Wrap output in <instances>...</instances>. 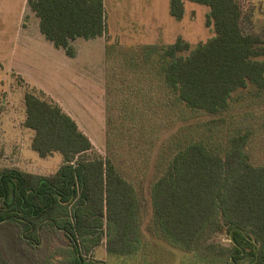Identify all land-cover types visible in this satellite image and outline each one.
Instances as JSON below:
<instances>
[{
	"label": "trees",
	"instance_id": "obj_1",
	"mask_svg": "<svg viewBox=\"0 0 264 264\" xmlns=\"http://www.w3.org/2000/svg\"><path fill=\"white\" fill-rule=\"evenodd\" d=\"M190 1L209 6L214 37L187 56L178 54L189 49L182 38L167 46L129 49L135 60L146 59L144 71L156 77L164 95L159 108L151 106L150 92L142 97L143 106L136 110L140 122L135 141L145 136L158 139L157 124L166 119V124L182 122L187 110L222 112L230 106L233 93L250 84L264 90V37L243 33V17L250 13L242 0ZM27 3L39 19L40 32L69 56L75 55L72 40L95 38L107 30L104 0ZM169 11L180 19L184 0H170ZM23 98V126L33 131L30 147L41 157L59 152L62 163L49 174L0 168V222L16 224L21 239L32 246L41 243L43 228L62 235L65 245L57 247L58 255L52 254L48 262L108 264L86 256L106 235L107 252L122 255V261L160 264L159 256H151L155 251L140 236L139 202L129 172L151 167L152 235L158 250L164 247L160 240L182 251L185 256L174 264L191 256L206 264H242L245 260L264 264V163L252 162L245 149L249 131L240 133L232 127L234 133L220 146L203 137L182 138L176 130L151 158L133 140L122 144L121 138L130 137L132 129H114L107 115L110 154L124 146L143 155H133L125 166L119 163L120 167L112 155L94 149L89 136L57 102L34 90H26ZM217 231L226 234V251H217L209 243L197 255L194 244ZM59 255L61 259L54 262L52 258ZM147 256L152 259L144 261ZM0 264H13L1 246Z\"/></svg>",
	"mask_w": 264,
	"mask_h": 264
},
{
	"label": "rangeland",
	"instance_id": "obj_2",
	"mask_svg": "<svg viewBox=\"0 0 264 264\" xmlns=\"http://www.w3.org/2000/svg\"><path fill=\"white\" fill-rule=\"evenodd\" d=\"M169 2L104 0L105 34L89 39L75 38L72 40L75 55L69 56L40 32L39 19L27 0H0V168L16 167L32 173L49 174L62 163L59 152L41 157L30 147L32 132L23 126V96L26 90H34L41 97L57 102L89 136L94 149L104 156L112 155L118 166L119 163L122 166L128 164L126 161L134 158L133 155H143H135L124 146L122 151L116 148L110 154L106 146L107 115V122H111L114 129H132L130 137L121 138L122 144L133 140L136 148L142 149V153L151 158L162 141L176 130L182 138L203 137L221 146L234 133L230 129L235 127L240 133L249 131L245 149L252 162L263 164L264 90L251 84L234 92L230 106L222 112L187 110L182 122L166 124V119L157 124L158 139L145 136L143 140L135 141L140 122L136 110L143 106L142 97H147L150 92L154 101L151 106L159 108V101L161 103L164 95L156 77L144 71L146 59L135 60L134 55H129L132 53L129 49L141 45L167 46L182 38L189 43V49L178 54L187 56L192 49L215 36L208 5L184 0V14L177 19L170 14ZM242 2L250 13L243 17V33L264 37V0ZM153 57L154 51L150 54V58ZM140 164L144 163L140 161ZM142 169L129 171L139 202L140 236L155 251L151 256H159L160 264H174L185 255L160 240L164 247L156 248L149 191L153 171L151 167ZM53 233L49 227L43 228L41 243L32 246L21 239L16 224L0 222V246L13 264H52L48 262L49 257L58 255L56 248L66 243L62 235ZM105 238L106 235H103L102 242L89 251L87 258L104 260L108 264H129L128 260L122 261L125 258L122 255L107 252ZM209 243L221 252H225L228 246L226 234L217 231L194 244V251L200 255ZM226 254H223L224 258ZM151 256L143 260H151ZM57 259H61L60 255L52 258L54 262ZM182 264L206 262L191 256L188 259L185 257ZM242 264L250 263L245 260Z\"/></svg>",
	"mask_w": 264,
	"mask_h": 264
},
{
	"label": "crops",
	"instance_id": "obj_3",
	"mask_svg": "<svg viewBox=\"0 0 264 264\" xmlns=\"http://www.w3.org/2000/svg\"><path fill=\"white\" fill-rule=\"evenodd\" d=\"M73 41H74V40H73ZM28 130H30V132H32V134H31V137H32V135H33V131H32L31 129H29V128H28Z\"/></svg>",
	"mask_w": 264,
	"mask_h": 264
}]
</instances>
